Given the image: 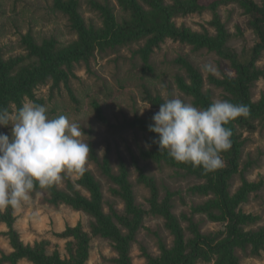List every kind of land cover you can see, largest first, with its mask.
Instances as JSON below:
<instances>
[{"label": "trees", "instance_id": "obj_1", "mask_svg": "<svg viewBox=\"0 0 264 264\" xmlns=\"http://www.w3.org/2000/svg\"><path fill=\"white\" fill-rule=\"evenodd\" d=\"M118 6L109 1L89 0L92 11L97 13L100 24L88 23L81 13V0H54V10L69 20L71 31L77 36L68 45H63L56 38L45 39L37 43L29 34L23 39L26 55L6 58L0 48V109H7L11 115L29 99L36 104L44 105L37 89L50 85V92L60 91L62 85L69 87L75 66L78 63H89L96 52L120 50L136 44H142L136 51L142 62V71L155 73L151 56L157 48L168 41L192 46L194 51L206 49L215 52L232 62L236 71L234 76L222 78L209 77V83L222 91V99L234 104H245L250 112L247 117L230 121L226 127L232 131L231 147L221 154L223 167L205 173L203 168H194L191 164L177 163L167 151L160 152L154 143L158 134L149 131L152 118H136L129 125L149 135L148 148H140L139 155H132L133 165L138 175L137 184L146 187L150 196V209L146 210L137 203L136 184L131 180V167L123 158L119 160L118 169L112 167L109 159L104 161L96 156L94 150L91 159L97 163L103 176L112 183V194L121 199L125 205L120 212L114 205L105 210V199L102 183L96 179L91 170L75 181L68 180L67 190H61L57 184L45 189L37 185L31 194L46 192L53 204H66L75 210L87 213L92 221L90 231L82 223L67 226L57 236L66 239V254L55 249L50 251L51 242L42 239L34 244L25 243L16 227L15 209L9 207L0 212V224L12 252L4 255L2 260L17 264L27 260L34 264H87L91 252L92 237L100 236L111 242L116 257L114 264H133L132 247L143 226L147 215L162 218L166 229L173 236L169 245L159 237V254L146 253L148 264H240L239 252L246 256L259 257L264 251V225L257 227L261 215L247 213L242 205L249 201L251 191L259 184L247 180L240 170L243 158L244 133H254L264 127V95L254 98L253 87L264 78V69L257 63L264 53V0H212L203 3L201 0H117ZM237 3L249 15L250 26L257 35L248 59L241 61L236 54L229 51L231 34L221 23L218 8L222 5ZM211 10L214 13L211 24L217 33L199 32L177 19L194 13ZM174 63L184 74H177L175 79L178 89L186 99L200 109H205L214 102L211 90L206 89L202 72L186 57L177 58ZM145 97L155 107L165 99L153 95L148 88ZM97 115L104 120L101 106L94 103ZM3 126L0 132L4 133ZM143 162L144 164H141ZM149 164H156L161 169L173 170L186 179L202 181L188 189V194L205 198L202 203L192 206L191 215L174 213L175 200L172 196L161 197L157 178L149 171ZM245 169V167H244ZM240 173L242 185L233 191V178ZM86 191V193L83 192ZM196 215H205L210 221H224L226 229L222 234L205 233ZM186 223V224H184Z\"/></svg>", "mask_w": 264, "mask_h": 264}, {"label": "rangeland", "instance_id": "obj_2", "mask_svg": "<svg viewBox=\"0 0 264 264\" xmlns=\"http://www.w3.org/2000/svg\"><path fill=\"white\" fill-rule=\"evenodd\" d=\"M89 0H81V13L88 23L100 24L97 13L92 11ZM106 1V0H100ZM118 6L117 0H107ZM169 2L170 0H166ZM209 3L212 0H201ZM261 3L263 0H255ZM221 23L231 34L229 51L244 61L251 55L257 42V35L250 26L249 15L237 3L222 5L218 8ZM214 13L211 10L203 13H194L177 19L179 24L185 23L195 31L216 34V27L211 24ZM31 35L37 43L45 39L56 38L63 45H68L77 36L71 31L69 20L63 14L54 10V0H0V48L4 49L6 58L26 55L23 39ZM136 44L120 50L96 52L89 63L81 62L75 66V75L72 76L70 86L62 85L60 91L50 92V85L40 86L37 89L39 98L44 99V106L48 109V116L55 118L66 115L80 124L81 139L89 144V163L87 168L102 183L105 210L114 205L123 212V201L115 197L112 192V183L103 176L99 166L91 159L94 150L100 161L107 157L115 169L121 158L131 167V180L136 184L137 203L144 209H150L149 190L137 184L138 175L133 165L132 155H139L140 148H148L149 135L129 125L136 118H149L159 111L145 97L144 90L148 88L153 95L163 98L179 97L185 99L178 89L176 75L184 74L174 61L183 56L189 59L202 72L206 89L211 90L216 99H222V91L209 83V77L222 78L225 75L236 74L232 62L215 52L206 49L194 51L192 46L168 41L157 48L151 56V63L155 73L142 71L143 62L135 56V51L142 46ZM205 63L214 64L218 73L212 75L202 71ZM264 69V53L257 63ZM254 98L264 95V78L258 80L253 87ZM26 102H31L29 99ZM101 106L104 120L98 117L94 103ZM186 102L190 100L186 99ZM191 103V102H190ZM14 111L11 115H15ZM4 133L11 138V126L3 128ZM245 140L243 158L240 170L247 180L259 184V187L250 193L249 201L242 205L247 213L261 215L262 220L256 225H264V127H259L254 133H244ZM141 164H144L141 162ZM245 167V169H244ZM149 171L155 175L161 189V197L172 196L175 200L174 213L180 216L185 213L191 215L192 206L204 202L205 198L194 197L188 194V189L202 181L186 179L173 170L161 169L156 164H149ZM75 181L77 177L65 176L57 184L61 190H67L68 180ZM242 177L237 173L233 178V191L242 185ZM84 193L86 191L83 190ZM16 227L25 243L34 244L46 239L51 242L50 251L58 249L62 255L66 254V239L57 236L67 226H76L82 223L90 231L92 218L85 212L75 210L66 204H53L46 192L31 194V199L15 209ZM195 219L201 222L205 233L222 234L226 229L224 221H210L205 215H196ZM186 224V223H184ZM6 225L0 224V264H11L2 260L4 255L12 252L9 241L4 234ZM159 237L169 245L173 236L165 227L162 218L147 215L136 241L132 247L133 264H148L146 253L159 254ZM116 252L110 241L100 236L92 237L90 258L87 264H114L112 259ZM240 264H264V251L259 257L246 256L239 252ZM17 264H34L21 260ZM202 264H214L202 263Z\"/></svg>", "mask_w": 264, "mask_h": 264}, {"label": "clouds", "instance_id": "obj_3", "mask_svg": "<svg viewBox=\"0 0 264 264\" xmlns=\"http://www.w3.org/2000/svg\"><path fill=\"white\" fill-rule=\"evenodd\" d=\"M202 71L218 73L212 63ZM249 112L247 105L229 100L216 99L200 109L174 97L160 103L149 131L158 134L154 143L160 152L211 173L223 167L221 154L231 147L232 131L226 125ZM0 126H11V138L0 132V212L27 203L37 185L45 189L87 171L89 144L81 139L80 124L68 116L50 118L44 105L22 102L15 115L0 109Z\"/></svg>", "mask_w": 264, "mask_h": 264}]
</instances>
